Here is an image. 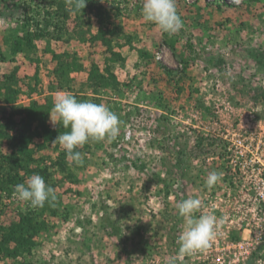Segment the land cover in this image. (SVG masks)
<instances>
[{
    "label": "rangeland",
    "instance_id": "rangeland-1",
    "mask_svg": "<svg viewBox=\"0 0 264 264\" xmlns=\"http://www.w3.org/2000/svg\"><path fill=\"white\" fill-rule=\"evenodd\" d=\"M64 1L0 0V125L18 123L30 102L54 104L62 93L103 103L123 123L115 141L77 149L80 166L67 154L60 159V130L48 142L34 137L6 178L0 171L1 230L37 210L14 198L16 184L39 174L56 195L38 217L45 224L31 251L2 252L0 264H254L256 255L227 262L228 243L252 226L259 205L242 199L222 135L238 133L245 147L263 131L264 0H176L184 27L171 36L143 20V0H88L80 18ZM68 13L62 32L54 22ZM26 26L34 39L13 53ZM54 54L70 61L62 78ZM49 111L46 123L59 129ZM33 126L41 130L38 119ZM14 149L13 140L0 139L1 154ZM212 171L222 177L209 188ZM188 198L201 200L195 217L215 215L222 224L209 248L179 255L186 218L177 203Z\"/></svg>",
    "mask_w": 264,
    "mask_h": 264
},
{
    "label": "clouds",
    "instance_id": "clouds-1",
    "mask_svg": "<svg viewBox=\"0 0 264 264\" xmlns=\"http://www.w3.org/2000/svg\"><path fill=\"white\" fill-rule=\"evenodd\" d=\"M68 7L81 11L88 0H66ZM239 3L240 0H233ZM141 15L144 21L154 23L162 32L171 35L178 33L183 22L178 14L176 0H143ZM53 125H62L67 131L60 134L54 142L59 143L67 153V159L75 165L83 164V156L77 149L89 142L115 141L121 131L122 121L103 103L78 100L71 93L58 94L50 113ZM222 177L217 171L208 174L205 184L213 187ZM13 196L31 209H39L56 200L55 190L46 184L39 174L31 175L25 183L14 186ZM201 208L198 198L182 199L177 203L178 214L186 218V225L178 237L179 255H191L211 246L222 220L215 215L194 213Z\"/></svg>",
    "mask_w": 264,
    "mask_h": 264
},
{
    "label": "trees",
    "instance_id": "trees-1",
    "mask_svg": "<svg viewBox=\"0 0 264 264\" xmlns=\"http://www.w3.org/2000/svg\"><path fill=\"white\" fill-rule=\"evenodd\" d=\"M65 3L66 1L62 2L61 5L65 6ZM54 4H57V2L54 1ZM63 6L62 8H64ZM69 10L75 12V16L77 18H80L81 13L84 12L85 9L81 11H74L72 8H70ZM69 13L67 14V17L65 16L58 17L57 20H60L61 18V21L55 20L54 27L60 28L62 32H65L64 24L69 16ZM48 14L49 13H46V15ZM51 21H53V18H51ZM24 22H26L27 24H33L37 28V30L40 29L38 28L39 27L38 19H36L35 21L31 17L27 16ZM26 31L27 32L24 33L23 35L17 36L16 39H14L15 47H13L14 48L13 53H18L22 51L25 45H30L32 43L34 39V35L31 34L28 26H26ZM37 33H38L37 36L39 37L46 36L44 35V33H41V32L39 33L38 31ZM63 55L64 54H54L55 59H57L56 67L54 69V74L57 78H62L72 68L70 67V64H69L70 61H67V60L64 61L62 59ZM93 69L96 70L95 67H93ZM75 97L77 99L79 98L77 96ZM10 100L12 99H8V100L5 99V103L14 102ZM52 107H53L52 103H48L45 106L44 105L39 106V105H36L34 102H30V104L27 107H24V106L21 107L23 109L21 111V117L18 123L16 121L14 122L13 120H9L11 122L10 127H8L9 125H6V124L0 125V139H11L15 142V147H16V149H14L13 153H11L10 155L8 154L5 155L3 153L2 154L0 153V171L1 173L5 174V178L10 174V171L13 170V168L14 170H16V167L18 166V164L24 162V158L26 157V155L31 152L27 145L29 142L32 141L34 137L44 136L43 141L48 142L52 139V137L56 135L57 131L61 130V132H65L68 130V129L63 128L62 125L59 129H54L46 123L47 122L46 117L48 113L50 112L49 110H51ZM37 119H38L41 130L36 126L35 127L33 126L34 120H37ZM17 126L18 128L15 134L10 133L9 129H12V128L15 129ZM44 142L38 144L39 146L38 149H42L45 146ZM32 151L34 152V150ZM65 154L67 153L65 150H63L60 155L61 156L60 159H63ZM6 167H8V169ZM17 180H19V178H17ZM48 206H50V204L45 203V206L43 208H39L31 212L27 211L24 213H19L17 220L13 222V227L11 228L4 227L2 231L1 230L2 226H0V254L2 252L12 254L15 251H20V253H25V252L29 253L33 245V236L36 233H38L44 227V224H45L43 223L44 222L43 218L41 219L38 217L44 214L45 210L48 209ZM11 244L15 245L14 250H12V247L14 245L11 246Z\"/></svg>",
    "mask_w": 264,
    "mask_h": 264
},
{
    "label": "built area",
    "instance_id": "built-area-1",
    "mask_svg": "<svg viewBox=\"0 0 264 264\" xmlns=\"http://www.w3.org/2000/svg\"><path fill=\"white\" fill-rule=\"evenodd\" d=\"M156 57H160L159 52L156 53ZM259 128H263V131L259 130L255 145L249 142L245 147L238 133L237 139L232 136L227 138V134L222 135L227 152H232L231 161L235 163L237 169H231L233 177L240 178L242 199L247 203L259 205V212L255 207L252 210V226L243 228L242 237L238 241L228 243L227 247L233 249V252L227 262L231 261V257L233 261L241 258L245 262L256 255L254 264H264V119ZM250 137L254 139L255 135L252 134Z\"/></svg>",
    "mask_w": 264,
    "mask_h": 264
}]
</instances>
